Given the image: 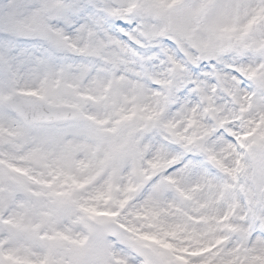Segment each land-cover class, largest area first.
I'll list each match as a JSON object with an SVG mask.
<instances>
[{"label":"snow or ice","instance_id":"6c2138e0","mask_svg":"<svg viewBox=\"0 0 264 264\" xmlns=\"http://www.w3.org/2000/svg\"><path fill=\"white\" fill-rule=\"evenodd\" d=\"M0 264H264V0H0Z\"/></svg>","mask_w":264,"mask_h":264}]
</instances>
